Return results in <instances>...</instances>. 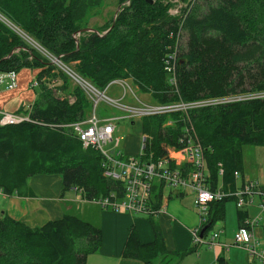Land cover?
I'll return each instance as SVG.
<instances>
[{
    "label": "trees",
    "instance_id": "trees-1",
    "mask_svg": "<svg viewBox=\"0 0 264 264\" xmlns=\"http://www.w3.org/2000/svg\"><path fill=\"white\" fill-rule=\"evenodd\" d=\"M89 1L0 0V16L99 90L115 80H130L161 104L253 94L196 108L186 118L192 139L204 147L210 189L220 176L222 184L234 190V174L242 172V146L264 147V96L258 95L264 93V0H194L180 20L155 12L152 0H128L113 26L89 28L97 33L83 32L76 39L79 31L88 29L82 23L91 9ZM92 1L97 7L101 0ZM35 52L0 21V72L42 67L38 99L26 111L28 121L0 126L1 192L26 197L31 194L30 177L58 174L62 197L73 190L91 203L121 193L122 182L103 177L102 156L91 148L81 151L69 127L87 118L88 99L73 91L75 101L70 103L60 95L67 89L65 76L64 83L50 88L54 65ZM173 117L179 124L166 128L165 116L142 119L141 133L151 137L148 151L154 157L182 145L180 121L186 115ZM163 196L155 194L154 209ZM224 201L211 205V224L223 218ZM156 215L147 216L154 241L141 244L130 228L123 257L153 264L166 252L153 220ZM245 217L238 212L239 224ZM100 244L99 227L71 215L31 229L0 214V264H85Z\"/></svg>",
    "mask_w": 264,
    "mask_h": 264
},
{
    "label": "built area",
    "instance_id": "built-area-1",
    "mask_svg": "<svg viewBox=\"0 0 264 264\" xmlns=\"http://www.w3.org/2000/svg\"><path fill=\"white\" fill-rule=\"evenodd\" d=\"M192 1L194 0H187L188 3ZM0 18L5 22L7 21L2 16ZM12 27L10 28L27 45L45 57L50 64L57 66L69 77L79 81L92 103L88 117L81 122L70 124L69 127L73 129L75 138L83 149L91 148L102 156L103 177L115 182H122L123 184L121 193L111 192L106 196L92 200L91 203L104 210L148 216L161 214L166 211V206L163 202L158 209L153 208L155 194L160 191L162 196L165 187L177 190L180 193H192L194 196L193 206L198 211L199 216V224L192 232L193 240L195 244H208L209 246L214 245V241L218 237V233L214 232L207 241L201 236L203 228L209 221L206 218L209 212V205L224 200H233L238 210L255 206L259 210V214L253 217L246 216L240 221L233 237V245L241 246L256 261L264 264V250L258 249L259 242L254 238L252 232L253 228L259 224L260 215L264 214V188L257 181L244 180L242 185L234 190L210 189L207 185L205 174L206 159L204 147L192 139L188 130H183V137L179 140V143H182L181 147L174 149L169 154H162L157 157H154L152 152L148 151L151 141V137L148 135L140 134L138 152L134 155L116 150L123 138H113L116 130L115 122L119 119H127L130 122H134L154 116H187L188 112L196 108L215 106L247 97H226L196 102L176 101L164 104L157 102L143 103L139 102L135 97L138 104H123L121 101L126 96L127 90L133 93L127 80L112 81L105 89L99 90L74 73L61 61L60 57L49 53L21 30L14 26ZM26 38L30 41L26 40ZM30 42H33V44ZM171 58L169 57L168 59ZM167 71L171 72L172 68L168 67ZM5 81L7 90L15 89L17 73L15 71L0 72V84ZM111 85H118L122 88V98L114 99L107 95L106 91ZM259 96H264V93ZM100 102L123 112V115L120 117L97 116L96 106ZM28 119V114L25 113L0 111V126L15 125L28 121ZM109 145L111 146L108 147ZM234 175L235 177L239 176L238 173Z\"/></svg>",
    "mask_w": 264,
    "mask_h": 264
},
{
    "label": "crops",
    "instance_id": "crops-1",
    "mask_svg": "<svg viewBox=\"0 0 264 264\" xmlns=\"http://www.w3.org/2000/svg\"><path fill=\"white\" fill-rule=\"evenodd\" d=\"M80 34H77L78 37ZM19 50L18 48L13 53L18 54ZM31 59L32 57L28 60L31 61ZM41 70L42 67L37 66L19 69L16 72L17 85L13 90H7L5 83L0 84V111L27 114L26 111L39 96L38 75ZM140 121L138 123L141 129ZM205 174L207 185L210 187L207 166ZM248 179L257 181L264 188V147L242 146V172L235 177L234 189ZM27 185L31 194L26 197L5 196L0 190V214L5 213L26 227L34 229L58 222L64 215H70L73 209L72 204H77L82 209L88 206L95 216L92 221L94 220L100 229L101 244L95 253L87 256L85 264H145L138 259L125 258L122 254L130 228L136 230L141 244L148 245L154 241L152 226L147 216L101 209L93 203L83 202L80 193L73 190L62 197V179L58 174L34 175L27 180ZM215 189H227L222 184L220 176ZM185 196L186 193H180L177 190L170 192L168 198H162V202L165 201L166 212L153 217L160 230L166 251L160 253L152 261L153 264H260L241 246L233 245V237L239 227L238 212H243L248 217L256 216L259 210L255 206L238 210L233 200L224 201L223 218L212 224L208 221L210 225L202 234L204 240H209L213 233H208L210 228L213 224L223 221V225L218 226L219 229L214 231L218 233L214 245H198L195 244L192 236L194 228L198 225L195 227L189 211L182 204L169 202L173 199L172 197H179L178 200L181 202ZM229 201L234 206L226 208L225 205ZM211 205L206 216L208 220L212 216ZM195 213L198 216L196 209ZM197 224H199V216ZM252 232L259 242L258 249L264 250V214L260 215L259 224L253 228Z\"/></svg>",
    "mask_w": 264,
    "mask_h": 264
},
{
    "label": "rangeland",
    "instance_id": "rangeland-1",
    "mask_svg": "<svg viewBox=\"0 0 264 264\" xmlns=\"http://www.w3.org/2000/svg\"><path fill=\"white\" fill-rule=\"evenodd\" d=\"M151 2L152 4L155 5L154 6L155 12H158V14L166 16L170 19H177V20L181 19L182 15L189 8V4H190L187 2V0H152ZM89 3L91 5L89 15L82 24L85 28H98L100 29V31L101 29H107L111 25V23L116 20V18L121 13V11L124 10L129 5L128 0H101L99 2V5H97V7L95 6L92 0H90ZM0 20L4 24L7 23L6 25L12 27L8 21L5 22L1 18ZM74 37L78 38V35L76 34ZM26 40L30 41L27 38ZM30 43L33 44V42H30ZM69 68L73 69L71 65L69 66ZM54 69L55 70L52 72V74H54V76L56 74V76L54 77V79H52V83L49 84L50 88L54 89L56 86H60L62 83H64L63 76H65L68 79L66 81L67 89H66V92L65 91L60 92L59 94L67 96L70 103L75 101V97L71 92L73 91L79 92L80 95L81 94L84 95L89 101V108L86 110V116L88 117L91 111L90 107L92 108V103L89 100V97L87 96V94L85 93V89L83 85L79 81H76L75 79L69 77L64 71L62 70L60 71L57 66H54ZM4 83H6V81ZM127 83L129 87L132 89L133 93L127 90V94L122 99L121 103L131 104V105L138 104L135 97L138 99L139 102H143V103H153L154 102L149 95L141 93L140 90L137 88V86L134 85L130 80H127ZM106 93L107 95H109L111 98H114V99H119V98H122L123 96V90L118 85H111L107 89ZM252 96L254 95L253 94L246 95L245 97L249 98ZM90 103H91V106H90ZM96 113H97V116L120 117L123 115V112L115 108L108 107L103 102H100L96 106ZM186 118H188V116H186L184 119H181L182 121H180V123L183 124L184 126L182 127L183 128L182 130L184 131L188 130V132H190V128L189 129L186 128L187 127ZM134 122L135 123L132 122L133 123L132 124L127 119L117 120L115 122L116 130L113 134L114 139L117 137L123 138V140L120 141V144L116 150H120L123 153L129 154V155H134L138 152V147H139L138 142H139V137L141 134V129H140L138 121H134ZM140 122H142V120ZM178 124L179 122L176 120V118H174L173 116H166V120H165L163 127L165 128L166 127H176ZM110 146L111 145H109L108 147ZM80 150L83 151L85 149L80 147ZM174 191L176 190H171L169 189V187H165L163 190V195H164L163 197H165V199L168 198L169 193L174 192ZM172 198L173 199H170L169 202L172 204L175 203L177 205L182 204L189 211V215L191 219L194 220L195 227H196L198 225L197 224L198 216L195 213V209L193 207V199H194L193 194L187 192L185 198H183L181 202L178 200L179 197L178 198L172 197ZM163 203L165 204V201H163ZM231 205L234 206V204L229 201L226 203L225 207L228 208ZM72 206H73V209L70 212L71 216H74L76 220H82L84 222H89L93 224L95 227L97 226V224L94 223V220L92 221V219L95 218V216L93 215L92 210L88 206L83 209L79 207V205L77 204H72ZM168 208L170 209V207H167V209ZM222 225H223V221L213 224V226L210 228L208 233L211 234L212 232L217 231L219 229L218 226H222Z\"/></svg>",
    "mask_w": 264,
    "mask_h": 264
},
{
    "label": "water",
    "instance_id": "water-1",
    "mask_svg": "<svg viewBox=\"0 0 264 264\" xmlns=\"http://www.w3.org/2000/svg\"><path fill=\"white\" fill-rule=\"evenodd\" d=\"M149 2H151V1H149ZM113 25H114V21L112 22V26H113ZM112 26H111V27H112ZM108 31H109V29H108L107 31H105L103 34L107 33ZM82 32H94V33H97V31H96V30H93V29H84V30L79 31V33H82ZM103 34H101V35H103ZM208 227H209V224L206 225V226L203 228V230H202V232H201V236H202L203 232H204L206 229H208Z\"/></svg>",
    "mask_w": 264,
    "mask_h": 264
}]
</instances>
